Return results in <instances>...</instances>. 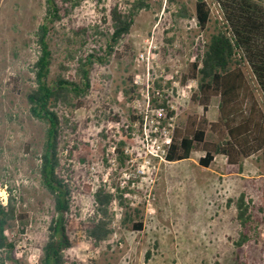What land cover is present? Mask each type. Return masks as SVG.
<instances>
[{
	"label": "rangeland",
	"instance_id": "obj_1",
	"mask_svg": "<svg viewBox=\"0 0 264 264\" xmlns=\"http://www.w3.org/2000/svg\"><path fill=\"white\" fill-rule=\"evenodd\" d=\"M56 1L61 20L51 25L55 52L51 78L64 73L61 63L70 70L66 75H75L79 57L102 58L92 67V88L82 108L61 113L70 119L64 124L60 156L63 169H70L73 205L80 210L77 221L85 223L93 217V196L103 184L111 192L128 188L126 206L139 209L136 221L143 223L141 232L124 226L127 209L115 201L113 235L94 249L79 228L71 235V260L75 264H236L239 254L247 264H264L261 154L236 166L218 155L207 169L199 164L205 156L202 150L182 162L145 161L144 128L147 133L157 129L174 136L177 129L186 128L190 117L209 123L218 120L219 99L214 98L205 112L193 101L198 81L186 79L217 22L223 21L218 4L208 0L213 21L202 32L195 18L196 0H146L149 9L138 14L130 35L108 56L105 35L110 11L135 0ZM183 7L188 18L179 15ZM45 16L46 0H0V187L6 191L1 196L8 197L7 189L12 191L18 212L27 216L8 232L19 264H40L55 213L53 198L39 175L45 127L30 116L26 99L38 56L36 34ZM70 47L74 60L66 54ZM245 70L264 110V95L250 68ZM122 128L131 134L123 148L125 165L115 151ZM207 138L218 140L210 131ZM158 139L162 141L160 135ZM243 193L257 230L238 249L241 226L236 202ZM148 251L152 255L146 260Z\"/></svg>",
	"mask_w": 264,
	"mask_h": 264
},
{
	"label": "trees",
	"instance_id": "obj_2",
	"mask_svg": "<svg viewBox=\"0 0 264 264\" xmlns=\"http://www.w3.org/2000/svg\"><path fill=\"white\" fill-rule=\"evenodd\" d=\"M214 1L222 12L223 21L217 22L219 26L209 35L203 51L190 65L186 79L198 81V91L193 101L200 104L205 112L209 111L214 98L219 99L218 120L209 123L205 118L190 117L184 130H176L166 158L168 162H182L189 160L195 150H202L205 156L199 160V164L206 169L210 168L218 155L225 156L230 165L236 166L241 165L243 159L261 154L264 163V110L245 70L246 67L250 68L253 81L264 95V0ZM149 7L146 0H135L126 6L118 4L110 11V24L105 35L108 56L117 52V46L130 35L138 14ZM212 13L208 0H196L195 18L200 31L209 30ZM179 15L188 18L187 8L183 7ZM60 20L58 2L46 0V16L36 34L38 56L31 67L33 87L26 95L30 116L45 127L39 175L41 185L53 198L55 210L40 264H75L69 252L73 247L71 235L79 228L85 232L94 249L107 241L114 233L112 206L115 201L127 209L122 224L130 225L134 231H143V223L136 221L141 211L126 206L128 188H117L116 192H111L103 184L93 196V217L85 223L77 221L80 210L73 205L70 169H63L60 156L64 124L69 123L70 119L61 113L63 110L82 108L83 100L92 88V67L102 58L95 55L79 57L75 75H66L65 72L70 70L61 63L60 68L64 73L52 79L55 52L51 25ZM80 31L88 33L87 29ZM69 42L72 44V41ZM71 47L66 49V54L74 60ZM165 104L166 101L162 106L165 107ZM209 131L218 138L216 142L208 140ZM130 135L129 130L122 128V139L115 149L121 165L127 161L123 148L130 141ZM7 190V204L4 205L0 187V264H19L15 243L8 232L27 216L18 212L16 199L12 191ZM262 202L264 209V192ZM236 207L241 232L235 245L240 249L252 240L257 226L245 193L238 198ZM151 255V251H148L146 260ZM236 264L247 263L238 254Z\"/></svg>",
	"mask_w": 264,
	"mask_h": 264
},
{
	"label": "built area",
	"instance_id": "obj_3",
	"mask_svg": "<svg viewBox=\"0 0 264 264\" xmlns=\"http://www.w3.org/2000/svg\"><path fill=\"white\" fill-rule=\"evenodd\" d=\"M149 90V85H147V91ZM144 144H145V152L146 157L145 161L150 164L151 158L160 159L161 161L167 160L166 156L168 154V149L173 141V136H170L167 131H163L162 133H158L157 129L152 133H147L146 128H144ZM158 135L162 141H159ZM3 191L4 195H6L5 189L1 188V192ZM3 200V204H7V197L1 196Z\"/></svg>",
	"mask_w": 264,
	"mask_h": 264
}]
</instances>
